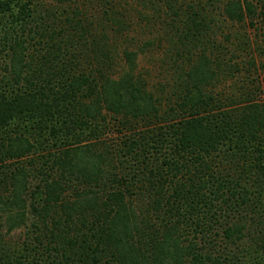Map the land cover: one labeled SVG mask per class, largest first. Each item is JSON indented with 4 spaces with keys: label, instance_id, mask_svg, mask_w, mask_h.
Masks as SVG:
<instances>
[{
    "label": "trees",
    "instance_id": "16d2710c",
    "mask_svg": "<svg viewBox=\"0 0 264 264\" xmlns=\"http://www.w3.org/2000/svg\"><path fill=\"white\" fill-rule=\"evenodd\" d=\"M138 5L0 0V264H264V0Z\"/></svg>",
    "mask_w": 264,
    "mask_h": 264
},
{
    "label": "rangeland",
    "instance_id": "374dc122",
    "mask_svg": "<svg viewBox=\"0 0 264 264\" xmlns=\"http://www.w3.org/2000/svg\"><path fill=\"white\" fill-rule=\"evenodd\" d=\"M83 1V0H82ZM137 0H118V4H120L119 6V11H121V13L123 14L124 18L123 20L127 21V22H134L133 27L128 31V33L126 34L128 37L127 39L129 40L128 43H120L119 41L115 44L117 51L119 53H121V50L124 48H129V49H139L137 47H135V45L137 46H141L143 44V42L145 40L148 39H153L155 38L156 42L159 41V39L157 37H154L153 34H155L154 28L155 26L152 25V23H150V26L152 28H150V30L148 31L146 28L149 27L147 24H145L144 22H141L139 19V16L137 14V10H139L140 6H136L135 8H132V3L135 2ZM149 6V5H148ZM150 7V6H149ZM56 8V7H55ZM121 14V15H122ZM126 15V16H125ZM129 26V23H128ZM158 27H156L157 29ZM240 29V28H238ZM240 31V30H239ZM241 33H245L248 38H251V40L254 41V32H251V30H246L241 31ZM157 34V32H156ZM162 33H160L161 35ZM249 34V35H248ZM162 41L159 42L160 45L158 47H155L151 53H148L147 55H140L139 56V61H138V65L140 66L141 69L144 70H152L154 71L152 68L153 67H159L162 66V62H163V56L162 53L166 51V49L169 47L167 45L166 42L163 43V39H161ZM218 40L221 42L222 41V36L218 35ZM257 60H259L258 58H256ZM166 62H163V64ZM168 65H164V68H167ZM162 76V75H161ZM258 77H255V84L257 85V87H259V90L262 92V95L264 96V72L260 71V73L257 75ZM159 79L161 78L162 82H165V78L166 77H158ZM157 78V79H158ZM224 84V83H222ZM221 85H218L217 87V91L219 92L221 90ZM229 84V83H226ZM225 84V85H226ZM248 86V88H250V84H246ZM232 91V90H229ZM116 140L117 139V134L115 133V131L111 132L108 136L107 139H105V141L107 143H110L111 140ZM33 185V183H32ZM33 222V217H31V215L28 213V225L26 228H20L17 230H14L12 233H10L9 237H15V236H25L27 234V231H29L30 228V224Z\"/></svg>",
    "mask_w": 264,
    "mask_h": 264
}]
</instances>
